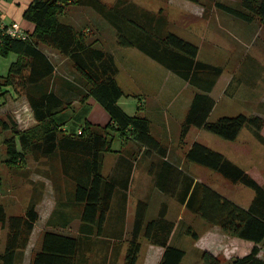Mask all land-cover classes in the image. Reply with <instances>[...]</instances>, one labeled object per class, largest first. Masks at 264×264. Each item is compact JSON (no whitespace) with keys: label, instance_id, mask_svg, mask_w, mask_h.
Listing matches in <instances>:
<instances>
[{"label":"trees","instance_id":"trees-1","mask_svg":"<svg viewBox=\"0 0 264 264\" xmlns=\"http://www.w3.org/2000/svg\"><path fill=\"white\" fill-rule=\"evenodd\" d=\"M215 4L246 22H252L255 16L264 18V0H242L244 10L222 2ZM69 5L90 7L115 29L120 45L138 48L198 89L182 121V140L193 126L230 141L236 140L247 124L256 131L263 127V119L259 116L237 114L213 121L209 119L216 105L210 93L223 68L200 60L196 43L168 30L169 20L162 10L159 13L150 11L130 0H118L112 5L103 0H33L24 12V18L34 24L29 37L22 40L7 35L0 42V54H18L8 75L0 76V97L6 91L5 87H18L25 94L37 122L30 130L16 128L15 137L8 143L7 162L13 166L22 157L18 142L23 152H30L36 159L59 161L63 175L74 184L70 199L62 200L60 205L70 203L78 210L82 233L101 236L105 233V222L118 187L117 180L103 173L104 160L106 153L115 152L112 148L114 134L120 133L150 152H157L154 181L165 195L208 223L219 225L228 235L256 244L263 242L264 185L222 152L199 141L191 145L185 153L187 160L219 172L231 183H243L255 190L253 201L244 207L168 160L169 148L151 133L150 119L130 115L119 105L125 92L116 79L115 59L95 46L98 38L90 40L83 29L61 20L60 15ZM42 45L68 57L82 84L69 82L70 92H60L56 87L55 63ZM89 97L95 98L109 113L107 125L89 122L84 113L87 109L79 110L73 105L75 101L84 102ZM0 126L10 129L6 120L0 119ZM148 206L146 200L137 204L124 264H137L142 236L164 248L159 264H180L185 250L170 243L175 223L167 218V204H162L158 214L149 220ZM38 219L35 201L24 214L8 215L5 207L0 205L1 228L7 230L5 248L0 249L3 264H14L17 255L24 253ZM86 227L90 229L85 231ZM190 234L197 238L196 232ZM81 243L80 236L46 231L41 248L33 252L31 264H83ZM259 253L260 248L254 246L248 254L235 257L233 264H264ZM202 259L205 264L221 263L219 256L208 251L203 253Z\"/></svg>","mask_w":264,"mask_h":264},{"label":"rangeland","instance_id":"rangeland-1","mask_svg":"<svg viewBox=\"0 0 264 264\" xmlns=\"http://www.w3.org/2000/svg\"><path fill=\"white\" fill-rule=\"evenodd\" d=\"M103 1L112 5L118 0ZM130 1L144 8L152 7L154 12L159 13L162 10L161 13H164L169 20L168 30L196 43L199 46L198 58L200 60L223 68L222 75L210 93L216 100V105L209 117L210 120H217L225 115L245 114L249 117L259 116L264 122V18L255 16L252 22H246L224 12L215 4V2H222L244 10L242 0ZM60 18L62 21L82 20L75 27L83 29L90 40L98 38L95 46L109 53L115 59L119 70L118 79H116L125 92L118 102L119 105L130 115L146 116L150 119L151 133L170 149L172 159L179 158L188 169L189 174L198 177L238 204L244 207L251 204L255 197L253 188L243 183H231L219 172L187 160L185 153L195 141H199L222 152L228 159L244 168L264 185V123L260 131H256L247 124L234 141L226 140L196 126H193L186 138L182 140V121L187 113V106L198 89L143 52L140 58H122L119 48L126 46H122L116 41L115 29L90 7L69 5ZM100 19L105 27L100 26L101 28L97 29L96 22L101 21ZM17 59L16 52H9L7 55L0 54V76H7L12 63ZM62 65L65 66L67 74L76 84L78 82L82 84L79 75L71 73L73 64L69 59L63 61ZM157 68H161L164 74L159 73L160 71L157 72ZM147 79L150 82H145ZM1 80L3 81V79ZM166 81L169 92L167 93L166 90L163 103L158 104L155 97L157 94L161 97L160 91ZM5 90L0 97V119L8 121L10 129L0 126V205L5 207L8 215L24 214L32 201H35L43 222L46 216L56 208L54 219L61 220L59 212L76 218L79 216V212L75 207L70 203L60 205L62 200L70 199V192L73 190L74 184L63 175L59 161L36 159L30 152H23L18 142L19 151L23 153L22 157L19 158L16 165L11 166L7 162L8 143L12 137H15L16 128L23 131L30 130L36 126L37 122L23 91L13 85L5 87ZM158 108L162 111L161 113L158 112ZM16 139L18 141V137ZM135 144L137 147H134ZM112 148L115 152L106 154L104 170L107 171L118 164L122 156L130 155L138 168L137 178L139 177V180L137 179V183L142 184L141 174L150 167L148 148L138 145L132 139L123 138L120 133L114 134ZM131 148V152L127 154ZM135 148L136 152L133 153ZM148 187L151 188L149 185ZM135 192H137V187L129 185L123 189L122 186H118L109 216L117 214L124 207V211L133 217L135 199L133 193ZM120 199L123 200V205ZM167 202H169L166 203L168 206L167 218L169 216V220L178 223V228L183 233L188 230L194 231L198 237V232L203 234L207 226L210 227L211 223L192 213L177 200L167 197ZM202 220L205 221L204 225ZM77 222V220L74 221V227ZM0 236L2 238L6 236V229L1 228V224ZM113 237L114 235L109 232L108 227L102 238H95L98 241L93 246L95 252L91 256V261L89 260L91 264L102 263L104 252L101 249L104 245L102 241L110 242V246L114 248ZM191 238L189 237V240ZM40 239L41 233L36 231L31 244L36 245ZM140 240L141 250L137 264H157L161 257L159 248L161 246L145 236H142ZM204 240L205 243L203 241L204 244H201L204 246L210 244L218 250L217 256L220 258V264H233L235 257L245 255V248L241 244L246 240L236 239L223 231L208 234ZM126 241L128 243L129 236ZM126 243L120 249L112 250L110 247L109 259L112 264L124 262L127 252ZM184 245L193 247L194 244L190 242ZM128 246L129 244L127 248ZM251 246L252 244L249 247L250 250H252ZM254 246L260 248L259 255L264 258V241ZM202 264H205L204 261Z\"/></svg>","mask_w":264,"mask_h":264},{"label":"crops","instance_id":"crops-1","mask_svg":"<svg viewBox=\"0 0 264 264\" xmlns=\"http://www.w3.org/2000/svg\"><path fill=\"white\" fill-rule=\"evenodd\" d=\"M32 1L33 0H0V10L3 13L4 18L7 22L17 21L26 30H28L29 32H32L34 30V24L24 18V12L29 7V5ZM186 1L193 2L190 0H186ZM145 8L150 10V11H153L152 7H148V8L145 7ZM81 21L82 20H79V21H76V20L73 21L72 19L68 20V22L72 23L74 26H76V24L81 22ZM96 24H97L96 25L97 29H100L102 26L105 27L104 26L105 24H103L102 20L99 22H96ZM42 48L51 57V59L55 63L56 74H57V77H56L57 89L60 92H66V91L70 92V90L68 89V87H69L68 83L74 82V80L67 74L65 66L62 65V62L68 61L69 58L64 56L58 50H56L52 47L42 45ZM119 49H120L121 54H122V55L121 54L120 55L124 59L134 58V57L140 58L141 57L142 51L136 47H122V48L120 47ZM134 71L137 72V70H134ZM147 71H150V70H147ZM162 71L163 70L161 68H157V72L164 74ZM71 73L77 74L74 68H73V72H71ZM118 73H119V70H118ZM116 78H117V75H116ZM117 82L119 84L118 80H117ZM145 82H150V80L147 79ZM166 90L168 93L169 89L167 87V81L164 82L162 85V89L160 91L161 97L159 96V94H157V96L155 97L156 102L158 104L163 103V101H164L163 98L165 97ZM26 100H27V98H26ZM27 103H28V101H27ZM28 105H29V103H28ZM73 105L75 107H77V109H79V110L87 109V111L84 112L86 114V119L93 124H96L98 126H105L110 122L109 113L93 97H89L84 102L77 100L73 103ZM189 106H190V104H188L187 109ZM158 112L161 113L162 111L158 108ZM134 147H137V145L135 144ZM131 150H132V148L129 150V152H127V154H129L131 152ZM135 152H136V148H135L133 153H135ZM106 157L107 156L105 155V158ZM148 158L150 160V162H148L150 167L148 169L144 170V172L141 174L144 182L142 181V184H140V185L137 183L138 182L137 179L139 180V177L137 178V169L138 168H137V165L134 162V159L132 158V156H130V155L122 156L121 160L119 159L120 162L118 161V164H116V162H115L116 165H114L112 168H109L107 171L104 170V166H103V173L106 176L113 177L115 180H117L118 186H123V189H124L126 186L131 185L132 187H137V192L133 193L135 195V197H134L135 198L134 199V209H133L134 215L132 214L133 217L129 216V214L124 211V207H122V211L117 212V214H115V215L112 214L113 216H109V214H108V217L106 219L105 226H104L105 227V233L107 231V228L109 227V232L114 235V237L112 239L113 240L112 245H114V248H112L110 246V242L106 243L104 240L102 241L104 243V245H103V248H101V249H103L104 252L102 254L103 257H102V263L101 264H112L110 259H109L110 247L112 248V250L115 248L120 249L121 246H123V244L127 242L126 239L128 236L131 235V232H132L133 227H134L136 211H137V204L140 200H146L149 203L148 211H147V219L148 220L155 217L158 214V211L160 210L162 204L169 203V202H167V197L168 198H170V197L165 195L161 190H159L155 186V181H154V174L155 173L154 172L156 170L155 169L156 167L153 168V166H154V163L158 161L157 152L154 150H151V152L149 151L148 152ZM167 159L170 160L171 162H173L174 164H176L180 169L184 170L185 172H187L189 174L188 169L184 166L183 162L179 158L178 159H172L170 149H168ZM139 176H140V174H139ZM192 176L196 180H200V179H198V177H195L194 175H192ZM138 185H139V187H138ZM148 185L152 189L151 188L149 189ZM125 192H127V191H125ZM115 194H116V191H115ZM115 194H114L113 202H114V199L116 198ZM127 195H128V193H127ZM170 199H173V198H170ZM113 202H112V205H113ZM120 202L123 205L122 199H120ZM53 215H54V210H52V212H50L49 215L46 216L44 222H43L41 216L39 215V219L36 222L35 228L33 230V233L31 235V238H30V241L28 243L27 248L24 250L23 254L17 255V257L14 261V264H31L32 263L33 252L37 251L41 248L43 235L46 231H55V232L63 233L66 235L80 236L81 241H82L81 252H82V254H84V259H85L83 264H91L89 262V260L91 261V256L95 252L94 251L95 249L93 246L98 241V240H95V238H102V236L105 233L101 236H95L94 233H88V232L82 233L81 232L82 224H81V220H80V215L77 216L76 218H73L70 215H67L66 213H64V215L61 213L59 216L61 218L60 221L56 220V218L54 219ZM59 217H57V218H59ZM168 218H169V216H168ZM41 220H42V222H41ZM76 220L78 222H77L76 226L74 227V221H76ZM41 223H42V225H41ZM202 223L204 225L205 221L202 220ZM209 225H210V227H208V226H207V228L205 227L206 229H205L203 234L198 232V237L194 238L190 234V233H193L194 231L190 232V230H188L185 233H183L182 231H180V228H178V223H175L174 230H173L172 235L170 237V243L185 250V256L183 257L180 264H202V262H203L202 261L203 260L202 255L205 251H208V252H210L216 256L218 255L219 252L214 246H210V244L209 245L205 244L206 246H204L203 244L205 243L204 239H205V237H207L208 234H211V233L214 234L217 231H223V230L221 229V227L219 225H211V224H209ZM39 228H40V230H39ZM88 229H90V228L86 227L85 231H87ZM36 231L38 233L39 232L41 233V239L36 245L33 246L31 244V242L33 240V237H34ZM6 236H7V230H6ZM6 236L3 238L0 236V240H1L0 249L2 251L4 250L5 245H6ZM189 237H192L191 240H189ZM232 237H234V236H232ZM234 238L238 239V237H234ZM212 239H213V237L211 238V240ZM203 241H204V243H203ZM190 242L192 244H194L193 247H187V245H184L185 243L189 244ZM201 243H203V244H201ZM242 243L243 244H241V246H243L245 248V252H244L245 255L251 251L249 249L251 244H252L251 248H253L254 245H256L254 242L249 241V240H246ZM127 245H128V243H126L125 249H127ZM159 248L161 251V257H160L157 264H159V262L161 261V258H162L163 252H164L163 247H159ZM120 262H118V264ZM0 264H3V263L0 261ZM121 264H124V262H122Z\"/></svg>","mask_w":264,"mask_h":264},{"label":"built area","instance_id":"built-area-1","mask_svg":"<svg viewBox=\"0 0 264 264\" xmlns=\"http://www.w3.org/2000/svg\"><path fill=\"white\" fill-rule=\"evenodd\" d=\"M26 40L29 37V31L26 30L19 22H7L0 10V42L4 36Z\"/></svg>","mask_w":264,"mask_h":264}]
</instances>
